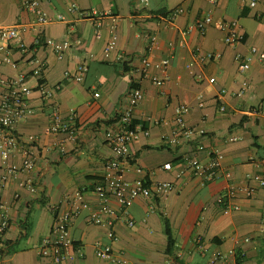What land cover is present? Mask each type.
Masks as SVG:
<instances>
[{"label":"crops","instance_id":"0c3cea01","mask_svg":"<svg viewBox=\"0 0 264 264\" xmlns=\"http://www.w3.org/2000/svg\"><path fill=\"white\" fill-rule=\"evenodd\" d=\"M249 2L43 0L41 8L50 22L36 27L33 17L22 9L21 0H0V26L26 25L23 40L35 49L33 54L13 49L10 58L17 66H1L2 74L29 72L27 61L35 56L46 62L43 80L53 90L50 101L33 93L30 107L34 114L16 126L19 135L38 137L35 166L28 173L7 176L5 182L0 168V222L3 217L8 220V228L0 236V264H57L37 255L41 241L50 236L56 210L77 213L69 233L81 250V256L60 264H114L95 256L96 242L110 243L102 222L111 218L100 213L93 189L102 181L104 164L112 156L105 135L116 126L134 83L144 98L134 110L133 122L148 134L140 133L127 146L131 163L123 179L130 183L168 182L175 188L166 195L138 197L126 209L110 199L116 212L113 230L117 240L112 247L122 256L123 264H206L212 251L230 249L243 253L244 264H264V186L258 185L264 181V0H256L253 8ZM179 9L183 12L170 19ZM87 13L108 14L98 38ZM207 15L211 23L204 33L189 29ZM60 16L64 19L59 20ZM220 22H235L243 41L225 45ZM113 36L115 46L105 56ZM45 39L68 40L71 47L58 55L36 45ZM253 48L256 55L240 72L235 55L247 56ZM195 49L211 54L212 59L189 67ZM144 59L151 63L168 60V68L162 73L151 67L148 77L139 81L135 69ZM79 66L87 71L83 80L76 82ZM197 75L202 80H197ZM156 80L162 81V86H156ZM34 83L30 80L31 86ZM222 90L225 93L219 99ZM50 102L58 105L64 119L74 113L75 141L50 133ZM180 104L189 107L185 126L193 136L172 145L174 110ZM221 106L223 113L219 112ZM229 136L239 140L227 142ZM213 150L222 154V165L231 173L233 183L255 187L250 198L236 200L238 210L225 207L224 182H205L186 168L185 159L196 157L205 163ZM21 159L18 150L0 154V166H19ZM165 164H170L171 170H163ZM77 193L82 198L75 203ZM126 220L134 225L128 226ZM165 221L174 241L170 254L166 251ZM197 237L201 245L195 242Z\"/></svg>","mask_w":264,"mask_h":264},{"label":"built area","instance_id":"2783aa9c","mask_svg":"<svg viewBox=\"0 0 264 264\" xmlns=\"http://www.w3.org/2000/svg\"><path fill=\"white\" fill-rule=\"evenodd\" d=\"M43 0H21L22 9L33 17V26L41 27L47 25L50 20L41 8ZM147 2V0H141ZM211 4H216L220 0H208ZM256 0H250L249 6L255 7ZM75 8V6H74ZM73 8V9H74ZM182 9L173 12L170 19L182 13ZM106 13L92 14L87 13L86 17H90L95 26V36H100L101 22L107 17ZM59 20L64 19L62 16L58 17ZM211 23V17L207 15L203 19L195 22L189 29L198 30L204 33L207 26ZM219 30L224 34L223 42L227 46H235L240 44L244 36L237 29L235 22H220L218 24ZM27 30L26 25H17L12 27L0 26V67L8 65L16 68V63L10 58L13 49L20 52L32 53L35 49H30L23 40V35ZM75 44L78 40L74 41ZM43 48H50L56 54L61 55L71 47V42L68 40L63 42H55L51 39H45L41 43ZM115 46V36L108 42L104 54L108 56ZM151 44L150 50L152 49ZM256 49H251L250 54L242 56L241 54L235 55V60L238 62V69L240 72L245 70L256 55ZM211 54L203 55L199 49L193 52V60L188 64L189 67L195 63H203L212 59ZM122 56H118V60H122ZM30 66L29 72H20L14 76H5L0 70V154H6L13 150H18L21 154V163L17 165H2L0 168L5 173L1 178L2 182L6 181L7 176H16L19 173H28L35 166L38 156V137L34 135L21 136L16 132L17 124L34 114V109L30 107L31 95L37 93L39 98L50 101L52 98L53 90L43 80V73L45 71L46 62L31 56L27 61ZM169 61L162 60L159 63H151L149 60L144 59L141 66L135 69L136 74L139 76L138 80L148 77V71L151 67L165 73L168 68ZM85 66H79L77 73L74 76V81L81 82L86 73ZM197 80H202L201 75L196 76ZM30 80H33L34 86L30 85ZM156 86H162L163 82L156 80ZM134 87L130 88L128 103L123 110L121 116L114 129L109 130L105 137L109 145L112 156L106 160L104 164V176L102 181L97 184L93 193L100 201L99 211L102 214L110 216L111 219L103 221L102 224L107 227V238L110 241L108 244L96 242L94 244L95 256L100 260L111 261L114 264H123L125 261L122 256L116 253L112 247L117 238L113 230L114 219L116 212L110 207V199H114L121 209L128 208L131 203L138 197H151L153 195H166L174 190V185L168 182H160L155 184H147L145 182L137 181L135 183L127 182L123 179L127 167L131 163V157L127 152V146L136 140L140 133L147 135L148 133L143 130L141 125H133V113L135 108L141 103L144 98V93L138 84L134 83ZM225 93V90L219 92V99ZM50 108L49 113V131L52 134H63L68 141L76 140V125L75 115L70 113L67 119L62 118L60 108L53 102L48 104ZM202 107V102L199 103ZM189 112V107L186 104L178 105L174 110L175 131H173L170 144L175 145L179 139L189 140L193 136L192 130L185 126V116ZM219 112H225V108L221 106ZM239 140L238 137L229 136L227 142H235ZM60 151H63V145H59ZM223 156L220 152L213 150L208 153V161L201 163L196 157L185 159L186 168L191 170L195 175L201 177L205 182L213 183L222 181L225 184L224 200L227 209L238 210L239 206L236 200L239 197L250 198L255 192V187L246 184H235L232 182L231 173L226 170L222 165ZM163 170H171L170 164H165ZM137 172H141L140 169ZM181 174H177L179 178ZM259 186H264V181H259ZM31 187V185H29ZM81 194H75L73 199L75 203L81 202ZM2 207L0 202V208ZM82 207H86L82 204ZM75 211L62 212L56 210L54 212L53 226L51 228L50 236L41 241L37 249V255L41 258L49 259L53 263H63L71 260L76 256H81V250L75 246L72 240L69 229L72 219L76 216ZM98 222V220H96ZM128 226L132 227L134 223L126 220ZM8 228V220L3 217L0 222V236L3 235ZM197 245H201V238L195 239ZM244 242H249V239H244ZM202 247V246H201ZM206 264H244L243 253L230 249L228 251L215 250L209 254Z\"/></svg>","mask_w":264,"mask_h":264},{"label":"trees","instance_id":"16d2710c","mask_svg":"<svg viewBox=\"0 0 264 264\" xmlns=\"http://www.w3.org/2000/svg\"><path fill=\"white\" fill-rule=\"evenodd\" d=\"M134 86L135 85H131V87H134ZM133 125H136V124L133 122ZM164 232H165L166 239H167V250L166 251H167V254H170L174 246V241L172 239V233H171L170 227L166 221L164 222Z\"/></svg>","mask_w":264,"mask_h":264}]
</instances>
